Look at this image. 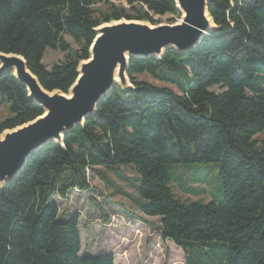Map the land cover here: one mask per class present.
<instances>
[{"label": "trees", "instance_id": "obj_1", "mask_svg": "<svg viewBox=\"0 0 264 264\" xmlns=\"http://www.w3.org/2000/svg\"><path fill=\"white\" fill-rule=\"evenodd\" d=\"M121 1L0 0V52L21 55L44 89L67 93L96 27L180 16L175 0ZM208 12L217 28L194 48L131 56L134 88L115 84L63 145L40 147L0 187V264H115L110 252L82 255L79 214L61 221L52 197L89 192V168L126 165L137 173L138 211L160 218L161 239L181 249L184 264H264V0H210ZM47 48L65 54L50 69ZM0 106L9 113L0 133L43 113L12 71L0 73ZM209 162L218 163L222 197L182 202L168 168Z\"/></svg>", "mask_w": 264, "mask_h": 264}, {"label": "water", "instance_id": "obj_2", "mask_svg": "<svg viewBox=\"0 0 264 264\" xmlns=\"http://www.w3.org/2000/svg\"><path fill=\"white\" fill-rule=\"evenodd\" d=\"M209 1L175 0L177 22L151 24L123 18L99 25L89 57L79 62L77 78L67 93L44 89L21 55L0 52V73L12 71L43 110L33 120L0 133V187L13 181L40 147L51 141L63 145L64 134L82 125L115 84L134 88L127 76L131 56L160 58L169 49L187 52L215 30Z\"/></svg>", "mask_w": 264, "mask_h": 264}, {"label": "rangeland", "instance_id": "obj_3", "mask_svg": "<svg viewBox=\"0 0 264 264\" xmlns=\"http://www.w3.org/2000/svg\"><path fill=\"white\" fill-rule=\"evenodd\" d=\"M111 1L117 6L125 5L121 0ZM96 6H102V3L98 2ZM179 17L169 13L154 16L156 24L177 22ZM64 39L73 49L79 47L68 34ZM64 57V52L47 48L42 62L50 69ZM135 76L154 85L162 84L147 74ZM210 89L221 92L224 88L213 85ZM8 114L6 107L0 106V120ZM218 168L217 162L172 165L168 168L171 176L168 186L182 202L219 200L222 189ZM86 172L91 186L89 192L73 189L65 197H52L58 205L61 221L74 213L79 214L83 256L95 257L110 252L115 264H184L181 249L172 241L161 239L160 218L144 216L138 211L133 186L137 183V173L131 166H98ZM117 187L124 194L117 193Z\"/></svg>", "mask_w": 264, "mask_h": 264}, {"label": "crops", "instance_id": "obj_4", "mask_svg": "<svg viewBox=\"0 0 264 264\" xmlns=\"http://www.w3.org/2000/svg\"><path fill=\"white\" fill-rule=\"evenodd\" d=\"M71 192H73V191H71ZM69 218V217H68Z\"/></svg>", "mask_w": 264, "mask_h": 264}]
</instances>
